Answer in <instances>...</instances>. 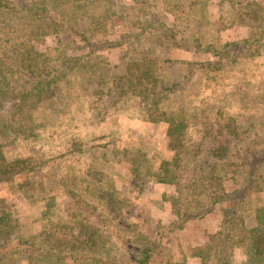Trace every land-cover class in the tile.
<instances>
[{"label": "trees", "instance_id": "16d2710c", "mask_svg": "<svg viewBox=\"0 0 264 264\" xmlns=\"http://www.w3.org/2000/svg\"><path fill=\"white\" fill-rule=\"evenodd\" d=\"M110 1L63 0L72 10L95 5L88 18L96 39L86 42L84 53L64 57L56 64L52 56L29 44L44 38L49 27L45 24L46 9L37 3L40 1L0 0V40L7 41L17 55V49L28 48L16 63H7L0 72V109L9 94L14 99L13 106L0 116V137L16 131L30 146L41 153L48 152L45 147L51 144L52 137L48 108L57 98L58 85L70 86L75 77L85 79L101 65L103 72L95 82L92 76L87 78L94 82L91 108L97 121L107 123V114L118 112L120 100L129 97L136 103L125 110L128 119L146 125L150 117L160 116L169 157L156 143L149 149L151 141L146 142L145 133L124 144H117L112 137L109 153L114 164L125 166L127 180L138 189L137 193L148 184L169 186V192L160 195L169 218L159 220L153 237L140 232L121 255L110 256L103 243L109 235L98 234V222L73 216L74 226L97 239L95 244L85 246L73 239H51L44 228L31 224L29 217L1 207L0 264H7L12 255H21L25 264H149L170 233L184 229L189 222L203 218L221 205H225L221 210V233L207 244L208 259L214 264H234L237 252L244 250L253 257L254 264H264V137L243 154L233 151L238 140L245 139L239 133L247 131L241 130L243 118L238 112L247 101L245 94L253 92L252 100H259L264 106V10L260 11L255 2L242 4L233 0L240 8L236 13L248 18L242 22L249 27L246 36L226 47L202 46L194 37L191 48H181L211 57L203 61L179 60L184 68L175 77L168 74L173 60L160 57L164 44L174 36L167 19L178 15L177 21L186 24L190 18L204 15L211 0H141L131 16ZM223 1L218 0L217 4ZM236 13L231 23L242 24ZM107 24L120 27L123 38H111ZM153 35L155 42L146 45L144 42ZM122 44L127 45L126 53L118 60L104 61L100 56L106 49ZM209 90L223 93L215 109L209 105L201 112L196 107L188 109L191 103L205 104V92ZM55 109L53 106L52 113ZM210 111L211 123L204 126L203 122H193L196 117L206 120ZM216 120H220L219 126ZM196 133L212 137L213 146L205 160L198 156ZM72 145L76 151L84 150L76 141ZM108 156L103 152L100 159ZM16 177H22L18 187L24 193L34 187L43 191L42 218L54 222L51 210L55 196L47 195L45 183L35 178V173H29L23 159H9L0 144V183ZM226 180L233 183L230 190L224 187ZM177 259L168 264H183V259Z\"/></svg>", "mask_w": 264, "mask_h": 264}, {"label": "rangeland", "instance_id": "374dc122", "mask_svg": "<svg viewBox=\"0 0 264 264\" xmlns=\"http://www.w3.org/2000/svg\"><path fill=\"white\" fill-rule=\"evenodd\" d=\"M38 1H40L37 2L38 5L46 9L44 18L45 24L49 27L44 38L29 42L32 48L49 54L56 64L64 57L84 53L86 42L96 39V35L90 31L88 18L95 5L90 4L85 10L74 9V11L68 9L67 3L63 0ZM140 1L111 0L110 2L119 6L125 15L131 16L136 12L137 3ZM239 1L242 4L255 2L260 7V11L264 10V0ZM217 2L218 0H211L204 15L192 17L186 24L177 21L178 15L169 16L167 20L174 30V36L170 43L164 44V52L160 51V57L173 60L168 74L175 77H178L179 73L182 74L184 66L178 63L179 60L203 61L211 57L208 53L189 50L193 45L194 37L202 46L214 44L226 47L246 36L249 27L242 22H246L248 18L236 13L239 11L237 9H240L239 5L230 0H225L222 4ZM230 4L234 5L235 9ZM235 13L241 16L237 21L242 24L231 23ZM106 29L113 39H122L124 36L120 27L107 24ZM154 40L156 39L153 35L144 43L152 45ZM126 46L122 44L119 48L106 49L100 53V56L104 61L114 62L126 53ZM182 46L189 48L184 50ZM26 49L28 48L17 49L20 52L17 55L7 41L0 40V72L7 63H16V60L21 58L20 54ZM101 68L100 65L85 76V79L80 76L75 77L70 86L58 85L57 98L48 108L51 112L48 128L49 133L52 134L51 144L45 147L48 152L41 153V150L30 146L16 131L0 137V144L7 157L23 159L29 173H35V178L45 183L49 190L47 195L55 196V206L51 210V219L55 221L42 218L43 191L34 187L35 189L31 188L24 193L22 188L18 187L21 186L22 177L0 183V208L11 209L14 210L15 215L29 217V222L44 228L51 239H73L77 244L85 246L95 244L97 239L87 231L74 226L71 221L73 216L77 217V215L89 218L98 222L96 225L100 228L99 235H109L106 236L108 239L105 238L107 242L103 240V243L107 251H110V256H119L128 244L135 242L140 232L151 237L159 220L169 218L167 207L163 206V201L160 199V191L169 192V189L148 184L144 186L142 192L137 193L138 189L133 188L127 180L128 172L125 166L114 164L115 162L110 158V141L114 137L113 140L117 144H124L145 133L146 142L151 141L148 144L149 149L156 143L166 158L169 157V153H166L165 131L160 116L150 117L146 125L143 123L138 125L133 121L134 119H128L125 110L133 108L136 103L134 98H122L117 105L119 111L107 114V123L97 121L98 118L91 108V96L94 82L98 79V74L103 72ZM91 76L92 79L94 78L93 83L87 81ZM205 95L207 96L205 104L191 103L188 109L192 110L196 107L201 112L205 105L215 109L223 93L220 90L214 92L209 90ZM253 95V92H247L244 97L247 100L245 106L238 110L243 118L241 130L247 131L239 133V136L245 139L238 140L237 149L234 148L233 151L241 154L253 149L254 142L264 137V106L259 100H252ZM194 100L198 101L196 97ZM13 103L14 99L9 94L1 103L0 116L6 114ZM100 104L104 105L102 102ZM53 106L56 107L54 113H52ZM212 116L213 113L210 111L206 120L196 117L193 122L196 125L203 122L205 126L209 124L208 122H212ZM218 121L220 120L215 121L216 126L220 124L217 123ZM204 135L196 133V142L199 145L198 156L201 160L209 158L208 154L213 146L211 135ZM70 136L74 138L69 140ZM72 141H76L81 147L84 146V150H74ZM103 152L108 153L109 156L101 160L100 155ZM224 187L227 190L233 188L232 181L226 180ZM30 195L31 197L28 198ZM98 199L105 203L98 202ZM224 206H218L203 218L189 222L184 229L170 233L153 254L149 264H168L175 262L177 258L183 259V264H214L208 259L206 246L220 236L221 210ZM21 258V255H12L7 264H25ZM234 264H254L253 257L244 250H239L235 255Z\"/></svg>", "mask_w": 264, "mask_h": 264}, {"label": "crops", "instance_id": "0c3cea01", "mask_svg": "<svg viewBox=\"0 0 264 264\" xmlns=\"http://www.w3.org/2000/svg\"><path fill=\"white\" fill-rule=\"evenodd\" d=\"M156 187H159V186H156ZM164 189L168 188L169 189V186H162ZM161 188V187H160ZM166 192V191H165ZM163 193V191H160V195Z\"/></svg>", "mask_w": 264, "mask_h": 264}]
</instances>
